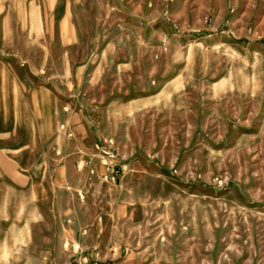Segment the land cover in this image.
<instances>
[{
    "label": "rangeland",
    "instance_id": "374dc122",
    "mask_svg": "<svg viewBox=\"0 0 264 264\" xmlns=\"http://www.w3.org/2000/svg\"><path fill=\"white\" fill-rule=\"evenodd\" d=\"M70 1L81 40L50 62L38 40L19 93L0 264H264V35L223 32L246 9L250 34L264 0H221L207 39L171 23L206 0Z\"/></svg>",
    "mask_w": 264,
    "mask_h": 264
},
{
    "label": "crops",
    "instance_id": "0c3cea01",
    "mask_svg": "<svg viewBox=\"0 0 264 264\" xmlns=\"http://www.w3.org/2000/svg\"><path fill=\"white\" fill-rule=\"evenodd\" d=\"M195 7L183 4L176 10L179 15L188 17L189 24L181 22L177 13L171 23L178 30L184 26L183 29L192 32H203L204 39L214 37L220 30L219 21L227 11L225 4L221 0H206ZM72 12L70 0H0V184L11 185L15 190L22 184L12 177L22 176L23 171H27L21 159V125L26 119L17 111L22 107L19 93L23 92V87L29 96L37 91L33 89L37 86V68L31 63L38 60V40H45L46 62L53 60L54 40H60L63 47L76 43L71 40H81L82 32L76 31L77 25L70 16ZM257 13L255 29L250 34L246 30L249 17L246 9L223 22L226 25L223 32L250 41L260 38L264 35V14L263 11ZM210 14L215 18L214 23L207 24L203 20L194 23L195 19ZM27 61L29 64H25ZM46 87L53 91L48 89L51 87L48 83ZM27 123L31 125L34 121L29 119Z\"/></svg>",
    "mask_w": 264,
    "mask_h": 264
},
{
    "label": "built area",
    "instance_id": "2783aa9c",
    "mask_svg": "<svg viewBox=\"0 0 264 264\" xmlns=\"http://www.w3.org/2000/svg\"><path fill=\"white\" fill-rule=\"evenodd\" d=\"M108 154H110V151H109V153Z\"/></svg>",
    "mask_w": 264,
    "mask_h": 264
}]
</instances>
